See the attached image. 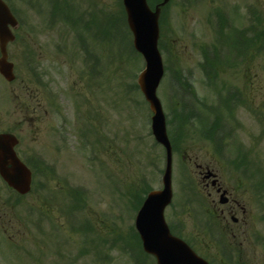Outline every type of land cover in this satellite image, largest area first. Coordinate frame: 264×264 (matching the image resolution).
<instances>
[{
    "label": "rangeland",
    "instance_id": "374dc122",
    "mask_svg": "<svg viewBox=\"0 0 264 264\" xmlns=\"http://www.w3.org/2000/svg\"><path fill=\"white\" fill-rule=\"evenodd\" d=\"M98 3L99 9L102 6L106 13L117 10L120 13L121 8L117 5V0H98ZM216 7L227 9L232 17L234 14H240L241 24L246 25L251 15L250 10L256 9L264 14V0L171 2L167 12L162 14L161 35L165 44L162 56L165 73L157 91L168 118L175 117L173 109L176 108L177 112L181 109L180 94L186 85L181 84L180 70H183L187 78L183 79V82L190 84L186 87L188 90L193 86L199 96L205 97H209L206 95L207 90L212 91L204 85L197 64L200 61V50L215 41V32L212 24L208 22L212 20L210 14ZM98 14H101V10ZM101 16L99 15V20ZM26 18L31 24V27L23 29L26 38L40 40L44 44V49L40 48L39 51L43 55L44 68L49 70V80L56 95V103L60 104L61 112L67 119V144L56 143L57 140L54 142L51 119L49 120L44 112H40L38 122L29 119L18 122L14 113L0 105V130L19 123V135L24 141L20 151L36 149L44 156L49 166H55V171H48L45 176L36 177L33 191L19 201L15 199L14 192L0 180V231L6 234L0 235V264H96L93 250L97 243L102 244L99 250L104 253V256L100 255L99 264H146V254L139 248L127 246L125 243L127 238H130L131 227L134 225L136 205L130 202L126 195L127 189L143 196L144 187L161 188L165 167L164 149L155 143L150 133L151 112L135 86V78L144 67V60L133 51L131 36L129 37L123 26L119 31H116L115 26H108L107 30L102 23L100 27L92 28L94 32H98L100 43L93 41L92 31L80 30L79 45L87 50L86 57L97 65L94 84V81L82 75L85 71L83 55L77 49L74 32L68 25L58 23L56 29H53L46 24L36 28L34 23L38 18ZM235 22L238 23L237 18ZM46 45H49L52 51L49 61L46 57ZM58 45L63 48H58L56 52ZM59 50L61 52H58ZM169 55L170 61L167 58ZM246 56L249 58L243 62L245 68H228L221 74V79L225 84L226 81L240 86L245 84L249 105L237 115L242 127L238 128V139L252 144L249 143L252 142L249 138L254 137L259 122H256L253 112L248 108L257 106L264 115V54L251 50ZM243 70L246 71L245 76L241 74ZM192 74L194 75L191 76ZM30 88L28 91L32 94ZM184 92L187 98L183 101L186 102L188 110L189 92ZM76 108L85 114V118L88 117L87 122L94 116L95 134L99 136L101 143L88 144L90 148L83 149L78 134L82 121L77 119ZM174 121L168 124V132L171 131L172 135L176 134ZM185 128V137L179 141L178 146L182 151L184 147L187 157L183 160L177 151L173 154L175 198L172 206L166 211L167 221L172 223L178 220L177 215L172 213L173 209L180 211L183 208L181 204L185 200L184 196L186 197L183 186L186 179L191 181L190 184L195 188V161L211 162L225 173L226 179L238 177L236 172L230 176L228 173L226 175L227 166L224 160H215L209 142L198 137L199 132L204 129L200 122L195 125L187 122ZM90 138L93 140L94 135L91 134ZM53 145H60L64 149L54 154ZM90 151H96L97 154L92 155ZM257 156L264 164V135L260 140ZM91 158L94 162H91ZM70 190L80 191L72 193V196L84 200V209L83 206L79 209L75 204L70 205ZM187 208L188 211L181 215V220L186 223L185 230L191 236L189 232L197 230L198 221L195 219L197 216L193 208ZM40 209L47 211L51 219H40ZM69 211L75 219L68 218ZM257 215L258 213L256 217ZM81 224L86 231L91 225L94 226L97 233H92L91 230L83 234L74 230L81 227ZM252 224L250 223L247 233L251 235L256 231L264 236V222L256 227ZM93 237L94 241L90 242ZM115 238H118V241L113 242ZM122 244L126 245V248H123ZM84 246L91 248V252L82 255L80 250ZM263 247L248 253L253 263L264 264Z\"/></svg>",
    "mask_w": 264,
    "mask_h": 264
},
{
    "label": "flooded vegetation",
    "instance_id": "af4514ba",
    "mask_svg": "<svg viewBox=\"0 0 264 264\" xmlns=\"http://www.w3.org/2000/svg\"><path fill=\"white\" fill-rule=\"evenodd\" d=\"M8 3L13 14L20 21L17 26H10L13 32V39L5 43L7 51V72L9 77L13 73L11 80H8L0 71V105L5 110H9L18 118V122L22 120H36L38 122L40 112H44L48 119H51V128L53 131L55 124V113L53 104L49 99L44 101L40 98L39 88H30L29 73L34 70L40 59L39 49L40 43L35 40H24L23 24L21 16L23 14H38L45 11L53 10V5L50 0H4ZM70 3V0H68ZM3 42L0 39V59L3 56ZM229 94V100L234 107L238 106L245 93V86L232 87L226 90ZM232 91V92H231ZM44 95V94H43ZM42 100V101H41ZM19 123L12 126H17ZM219 126V129H222ZM218 132V131H216ZM196 163L198 167L197 174L201 182V192L205 193L208 200L209 208L207 212L210 214V219L217 222L213 224L219 227L220 232H193L189 238L190 244L195 251L207 259L211 264H256L249 258L248 253L252 250H257L261 246L254 245L252 241L253 233H247L250 223L256 225L260 217L256 214L260 207L257 206L261 200L262 185L252 183L248 178V172L242 170L239 177L234 183L224 177L225 173L219 167L212 163ZM212 165V166H211ZM212 172L210 177H207L208 172ZM215 181V183H214ZM225 192L229 201L225 204H220V196ZM255 207V209H253ZM240 214V216H238ZM257 218V219H256ZM253 220V221H250ZM262 241V240H261ZM260 245L261 242H259ZM154 259L151 258V262ZM258 264V263H257Z\"/></svg>",
    "mask_w": 264,
    "mask_h": 264
},
{
    "label": "water",
    "instance_id": "95a60500",
    "mask_svg": "<svg viewBox=\"0 0 264 264\" xmlns=\"http://www.w3.org/2000/svg\"><path fill=\"white\" fill-rule=\"evenodd\" d=\"M169 0H164L160 6ZM128 23L134 33V45L143 53L146 67L139 76V84L150 103L153 132L158 141L167 149L168 162L164 175V189L149 194L140 209L136 225L140 231L145 250L156 255L158 264H204L180 239L171 235L164 221V208L172 198V147L166 131V118L162 104L157 96V87L163 76L164 67L158 50L160 36L159 18L161 8L153 11L147 0H124ZM0 16V23L10 20L7 10ZM4 33V30H0ZM14 139L11 135H0V172L7 182L21 193L30 190V171L21 163L13 151Z\"/></svg>",
    "mask_w": 264,
    "mask_h": 264
},
{
    "label": "trees",
    "instance_id": "16d2710c",
    "mask_svg": "<svg viewBox=\"0 0 264 264\" xmlns=\"http://www.w3.org/2000/svg\"><path fill=\"white\" fill-rule=\"evenodd\" d=\"M170 122H173V120H170ZM137 244L140 245V241L139 240H138Z\"/></svg>",
    "mask_w": 264,
    "mask_h": 264
}]
</instances>
